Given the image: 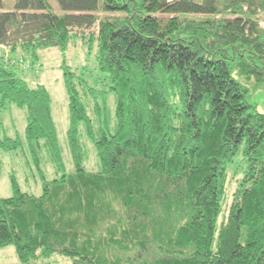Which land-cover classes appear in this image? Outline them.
<instances>
[{
  "label": "trees",
  "instance_id": "1",
  "mask_svg": "<svg viewBox=\"0 0 264 264\" xmlns=\"http://www.w3.org/2000/svg\"><path fill=\"white\" fill-rule=\"evenodd\" d=\"M3 6L0 112L15 105L26 123L0 153L25 152L52 178L32 196L10 176L0 249L19 264H264V112L249 100L264 89V0ZM78 39L101 77L61 65L63 150L48 90L18 62Z\"/></svg>",
  "mask_w": 264,
  "mask_h": 264
},
{
  "label": "rangeland",
  "instance_id": "2",
  "mask_svg": "<svg viewBox=\"0 0 264 264\" xmlns=\"http://www.w3.org/2000/svg\"><path fill=\"white\" fill-rule=\"evenodd\" d=\"M14 0H3L4 10H11ZM55 10H57L55 8ZM93 48H89L80 39L62 53L56 48H49L38 51L37 65L31 67L27 61L20 60L21 53H16L14 57L20 60L18 64L22 69L24 79L31 85L42 84L50 94L52 117L55 124L56 134L59 145L63 150L67 146L66 129L67 119V97L62 81L61 65H66L81 73L87 80L101 77V73L95 68V61L92 54ZM6 59L10 56L7 49L0 50ZM91 84V83H89ZM98 90H103V86H96ZM106 90V89H104ZM108 103L111 104L110 97ZM250 102L257 106V109L264 112V89L253 93L250 96ZM25 114L22 108L15 105H8L0 112V138L2 136L14 137L21 139L24 137ZM89 145V144H87ZM24 151L27 152L25 148ZM21 151H1L0 157L2 166L0 171V199L12 195L10 176L13 175L19 189L32 196H39L43 190V181L52 178L51 169L47 167L39 172L29 160V155ZM91 153V152H90ZM92 154L90 155L87 166L91 167ZM49 172V173H48ZM229 177H235L232 170H229ZM232 177V178H231ZM70 260L66 257L52 256L45 264H69ZM0 264H19L14 248L8 246L0 251Z\"/></svg>",
  "mask_w": 264,
  "mask_h": 264
},
{
  "label": "crops",
  "instance_id": "3",
  "mask_svg": "<svg viewBox=\"0 0 264 264\" xmlns=\"http://www.w3.org/2000/svg\"><path fill=\"white\" fill-rule=\"evenodd\" d=\"M7 247H8V246H7ZM4 248H6V247H4ZM4 248H1L0 251L3 250ZM14 252H15V251H14Z\"/></svg>",
  "mask_w": 264,
  "mask_h": 264
}]
</instances>
